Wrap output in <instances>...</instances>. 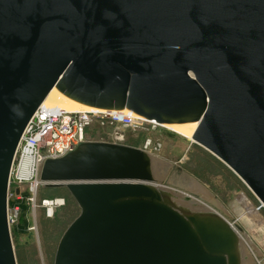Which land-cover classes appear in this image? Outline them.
Segmentation results:
<instances>
[{
	"label": "water",
	"instance_id": "1",
	"mask_svg": "<svg viewBox=\"0 0 264 264\" xmlns=\"http://www.w3.org/2000/svg\"><path fill=\"white\" fill-rule=\"evenodd\" d=\"M53 86L160 123L196 120L192 139L264 205V0H0V264H17L14 152ZM150 155L86 140L44 161L43 184H64L80 206L53 264H240L243 227L178 207Z\"/></svg>",
	"mask_w": 264,
	"mask_h": 264
},
{
	"label": "rangeland",
	"instance_id": "2",
	"mask_svg": "<svg viewBox=\"0 0 264 264\" xmlns=\"http://www.w3.org/2000/svg\"><path fill=\"white\" fill-rule=\"evenodd\" d=\"M141 134L133 136L126 132L125 143L139 146ZM158 135L162 139V147L155 156L165 162L166 175L174 178L188 175L202 188L198 187V190H202L205 198L210 200L212 195L214 202L210 200L208 206L227 219L234 217L243 227L240 233L246 242L249 264H264V205L256 194L230 166L203 145L166 126H160ZM157 183L179 191L172 186L174 183ZM28 192L30 188L26 186L24 194ZM36 197L39 205L34 212L25 198L16 200L12 196L9 200L20 207V213L10 228L17 264H53L59 238L80 212L79 204L64 184H41ZM43 197H63L64 200L53 204L50 213L47 205L41 203ZM250 206L254 212H248Z\"/></svg>",
	"mask_w": 264,
	"mask_h": 264
},
{
	"label": "built area",
	"instance_id": "3",
	"mask_svg": "<svg viewBox=\"0 0 264 264\" xmlns=\"http://www.w3.org/2000/svg\"><path fill=\"white\" fill-rule=\"evenodd\" d=\"M160 126L163 125L154 118L133 110L96 106L85 110H66L41 102L23 129L10 166L6 209L9 228L20 213L19 205L9 201L12 196L16 200L25 198L33 212L39 205L36 191L43 184L40 172L47 158L62 156L86 140L125 143L128 131L133 136L142 133L139 147L149 153H157L162 147V139L158 135ZM26 186H29L30 192L24 194ZM40 200L48 208L49 202L52 205L62 203L64 198L43 197Z\"/></svg>",
	"mask_w": 264,
	"mask_h": 264
},
{
	"label": "bare ground",
	"instance_id": "4",
	"mask_svg": "<svg viewBox=\"0 0 264 264\" xmlns=\"http://www.w3.org/2000/svg\"><path fill=\"white\" fill-rule=\"evenodd\" d=\"M42 103L56 105L66 110H85L90 109L92 106L79 102L64 93H62L56 86H53L50 91L47 93L46 97L43 99ZM130 110L129 108L123 107L122 111ZM131 111V110H130ZM197 124L196 120L184 121V122H171V123H161V125L166 126L171 129L175 133L186 136V138L192 139V133ZM150 165L153 175L158 179H164L171 185L174 183L176 188L179 190L175 191V202L178 207L184 208L186 210H207L211 208L209 203L214 202L212 195H210V200L205 198V195L202 193V190H198V187L202 189L198 183L190 176L185 175L183 177H172L167 176V167L165 162L155 156L156 153H150ZM173 186V184H172ZM183 189H179V188ZM50 200H47V202ZM57 202H61L60 200H56ZM54 202V201H53ZM206 204V205H205ZM249 206V205H248ZM248 212H254L252 207H248ZM48 210L50 213L53 210L52 203L49 202ZM221 210V209H220ZM256 211V210H255ZM239 254H240V264H249V260H247L246 255V242H244L243 237L240 235L239 237ZM249 257V256H248Z\"/></svg>",
	"mask_w": 264,
	"mask_h": 264
}]
</instances>
